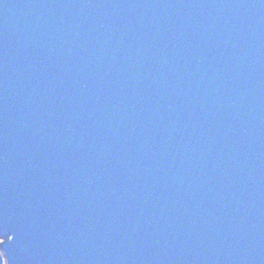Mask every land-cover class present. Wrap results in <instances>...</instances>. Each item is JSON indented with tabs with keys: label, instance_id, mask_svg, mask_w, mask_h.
Returning a JSON list of instances; mask_svg holds the SVG:
<instances>
[{
	"label": "water",
	"instance_id": "water-1",
	"mask_svg": "<svg viewBox=\"0 0 264 264\" xmlns=\"http://www.w3.org/2000/svg\"><path fill=\"white\" fill-rule=\"evenodd\" d=\"M0 264H264V0H0Z\"/></svg>",
	"mask_w": 264,
	"mask_h": 264
},
{
	"label": "snow or ice",
	"instance_id": "snow-or-ice-1",
	"mask_svg": "<svg viewBox=\"0 0 264 264\" xmlns=\"http://www.w3.org/2000/svg\"><path fill=\"white\" fill-rule=\"evenodd\" d=\"M14 237L10 234V228L7 226L0 228V247L5 244L11 243Z\"/></svg>",
	"mask_w": 264,
	"mask_h": 264
}]
</instances>
